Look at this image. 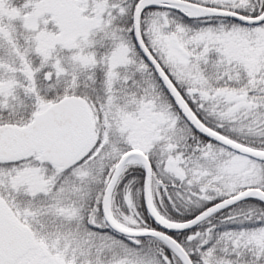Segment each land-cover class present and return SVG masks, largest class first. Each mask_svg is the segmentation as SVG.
<instances>
[{
    "label": "snow or ice",
    "instance_id": "snow-or-ice-1",
    "mask_svg": "<svg viewBox=\"0 0 264 264\" xmlns=\"http://www.w3.org/2000/svg\"><path fill=\"white\" fill-rule=\"evenodd\" d=\"M0 264H264V0H0Z\"/></svg>",
    "mask_w": 264,
    "mask_h": 264
}]
</instances>
